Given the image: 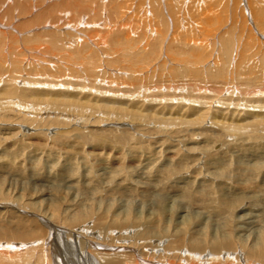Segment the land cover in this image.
<instances>
[{
  "label": "rangeland",
  "instance_id": "374dc122",
  "mask_svg": "<svg viewBox=\"0 0 264 264\" xmlns=\"http://www.w3.org/2000/svg\"><path fill=\"white\" fill-rule=\"evenodd\" d=\"M60 1L65 2L70 0H60ZM85 1L86 0H78L80 4H84ZM51 2L56 3L57 1L56 2L55 0L48 1V3ZM102 2L103 5L112 2L110 5L114 3L115 4L113 5V7L115 6L114 8H116L117 6L119 8H123V11L127 9L130 12L128 14L131 16L130 22L128 19L127 21H124L125 23L124 22L118 23V21L115 19L114 22L112 18L113 16L112 17L110 16V18H108L106 16L107 15L106 9L104 10V7H102L101 10H97V13H99L97 14L98 16L97 15L93 16L96 13L95 10L93 11V13L94 12L95 13L94 14L92 13L91 16H89V14H87L85 11H84L85 13L82 14L71 13L69 15L71 17L70 23L72 24L77 23L76 20L80 19V17H83L84 23L80 25H78L77 23L76 26L72 25V27L70 28L68 27L69 29H64L65 26H62L63 28L61 29L62 32L65 33V35L63 34L65 38L68 37L67 35L69 34L79 35L78 38L76 37V35L74 36L76 42L73 43L75 45L78 44L77 42L78 39L80 40V43L81 42H84V44L87 43V38L90 37V34L91 36L94 37L93 39L92 37H90L91 42L93 40L94 43L93 42L92 43L94 45H97L96 44L97 42L98 45L107 44L105 48L108 49V51L105 52L103 51L102 48L98 47L97 45L98 47L97 49L100 51L102 50L103 54L100 55L99 60L96 62L98 64H95L97 65V67H95L93 70L90 69V72H85L80 65H76L72 62L67 63L65 61L60 60L59 64H57L59 66L58 71L54 70L55 67L52 68L53 70L52 69L49 70L50 68L49 67L48 69L45 68L46 71L44 70V72L41 73L40 72L41 67H37V70L36 68L34 69V66L37 63L34 62L32 64V63H26L24 61L23 64L19 66L21 70L20 71L18 70L21 77L19 79L20 82L16 80L17 83L15 84L17 85L11 86L9 83H7L5 86L6 82H1V81H3V78L8 79L7 77H10V75L13 72L9 74L8 66H6L7 68L5 69L4 68L5 62L0 60V72L5 71L4 72L5 74L0 77V79H2L0 81V101L3 100L2 105L0 104V215H4V218L17 217L15 218V220H17V224H21L24 226L28 225L29 228L26 229V231H29L32 234L37 231L36 227L41 229L40 231L46 233L47 236L45 240L42 242L43 246L40 245V247L42 249L44 248L45 250L51 247L52 245H54V251H53L54 264H92L93 262L90 259L98 261L97 263H93V264H105V261L101 260L100 258L96 257L95 259L94 258L95 255H90L89 257L86 258L82 257L80 255V250L78 248L79 246L77 242H75L76 240L71 241L70 238L73 239L71 236L70 238H68L69 236H67L66 233L64 234L62 233L64 232L63 228L68 227L64 224L63 212L66 209L70 210L75 208V206L78 205L79 202L80 204L78 206L80 210L86 209L87 208L86 205L90 204L89 205L90 207L86 209L85 212V215H87L89 218H84L85 221H83L85 222L86 226H88V229L85 233L81 232L82 236H87L86 233L89 232L91 234H94L93 237L97 242L105 241L109 245L116 244V247H118V244H120L121 247L120 248L118 247L117 249H121V250L114 252L117 255H126L127 258H130V256L127 255L128 252L126 248H123V246L127 247L126 245L130 244V242L134 238L135 233L141 234V232H143L147 237V245L149 246V244L153 242V244L150 245V249L154 251L153 255L154 257H156L155 261L160 260L162 262H167V264H182L186 260L187 263L188 259L190 258H187L188 257L187 255L189 253L184 252L187 251L184 246L187 245L189 239L191 238L193 240L199 241L200 244L199 248H201L204 252L201 253L199 256H197L199 257L200 264H217L213 260L219 262L223 260L225 261L229 260L230 262H232V264H235V262L238 264H247L249 258H247L248 260L245 259L246 249L237 248V243L239 238L243 239V245L244 247H247L246 244L244 243L245 239L247 238L248 234L253 235V230L257 229L258 227L259 229H261V233H262L261 242L257 246H255L256 247L255 249L257 251H261V250L264 251V191H262V189H264V184H261L262 181L260 180L262 178L261 176H263V172H259L257 173L258 174L257 175L256 172H251V173L248 172L247 174L246 171H243L244 175L239 173V176H237L235 175L236 172L234 170L236 168V165L234 164L233 160L231 161L229 160L224 166L215 167V168L211 166L212 162L210 161L213 159V157H211L213 152H216L217 154V152L221 149V145L225 142V140H233L237 138V136L222 137L221 135V134L234 135V132H232L233 130L228 131V129L230 130L234 128L223 126L224 128L227 129V130H223L220 127L221 124H218V129H217L212 127L211 124L212 122L215 123L214 121L215 113H218L219 115L223 114L226 117H229V119L234 122L235 120L242 121L243 118H246L248 114H261L260 117H263L264 94L261 93L254 97L246 95L245 97L237 98L236 96L233 95L232 97L231 95L228 94L227 91H225L224 93L216 97L217 100L209 99L210 96H212V94L208 90L209 85L206 76L208 75V73H211L210 69L214 64L211 61H213L214 57L223 54L222 43L227 42L228 41L226 40L227 38H229V40L232 39L231 42L233 45H235L236 43L235 41L239 39L240 35H242V39L245 36L249 37L250 35L251 36L249 38L261 37L264 39V30H262L263 27L260 25L261 15L258 16H255V14L252 15L253 12L252 9L256 10L260 5L264 6V1L263 0H102ZM3 4H4L3 9L0 10V17L3 19V21L5 20L4 21L5 25L2 26L4 27L10 26L12 30H16L17 26L10 25L11 23L9 24L6 23L7 21L6 19L11 16L8 14L7 15L3 14L7 5L5 2H3ZM71 5L75 9L83 8V7H78L74 4ZM94 6H98V3L96 2L95 4L92 5V7ZM15 7H12L11 11H14ZM130 7L131 9H129ZM35 10L37 11L39 9L36 8ZM259 10L261 11V9ZM101 12L103 13V15H101L102 14ZM13 13H12L13 14L12 21H14L15 19L14 15H17L15 12ZM128 14L126 15V17H128ZM33 16H35V14H32V17ZM114 16L117 17L116 14H114ZM251 16L253 18H251ZM29 17L30 18L28 19L26 18L25 21L32 19L31 16ZM89 17H91V19ZM248 18L250 21H247ZM149 19H151V21ZM89 20H92V22L95 21L97 23L95 24L91 23V21ZM25 21L23 19H20L18 22L16 21L17 22L16 24L18 26H25L22 24ZM145 21L146 23L148 22L147 25ZM242 22L244 25L242 24ZM19 23L21 24L19 25ZM109 23L110 25H108ZM149 23H151L155 28L160 25L158 29L160 31L159 33L161 35V40L157 39L158 36L153 35L155 33L149 31L150 29L153 28L152 25ZM115 25H117L118 27ZM122 25L124 26L122 27V30H124L125 34L124 32L121 35L120 33L116 34L115 32L118 31ZM147 26L149 29L147 28ZM242 26H244L245 30L243 29L244 31L243 34H239L241 31H239L238 29L242 28ZM258 26H260V28ZM127 27L128 29L130 27L129 30L133 29V31H129L127 29L130 35L127 33L125 29ZM245 27L249 28L248 34L245 33L247 32V29ZM107 28H109L110 31ZM50 30L51 29L48 30L45 29V31L48 32ZM113 30H114V34H113ZM166 30L167 33H165ZM24 31L27 32V30ZM87 31L89 32L88 34H86ZM22 32L23 31H21V33ZM99 32L101 34H99ZM146 32L147 34H144ZM118 34L120 36H118ZM140 34L144 35V37ZM56 35L58 36V38L59 36L63 37V35L61 34H56ZM96 35L98 37L105 36L106 38L105 42L102 40L100 41L99 40L100 38L96 37ZM108 35L113 37H108ZM114 35H116L115 38L117 39L114 38ZM124 35H126L127 37L128 36L131 37L129 41L133 40V42L139 43V44L136 43V45H140L141 40L143 39L149 40L148 35H150L151 44L149 43L146 46L147 47L146 49L141 45L140 47L134 46L133 49H135V47L137 48L134 52L138 50L140 51L141 48H144V50H146L145 51L146 54L143 55H146L148 57L147 54H150L149 56L152 57L153 55L151 48L153 47L156 48V53L160 54L159 57L161 56V58H163V60L162 59L161 60L165 61V63L163 62L164 63L163 65L159 64V66H161L162 68L157 65H156L157 67L155 66L156 68H158L156 69L157 71H155L153 75L149 74L147 76L148 79L147 77L146 78L143 77V75L145 76V74H140V76H137L139 78L137 79V82L140 80L141 77H143L142 79H144V81L147 82V83L145 82L146 84L142 79L141 81L143 82L140 81L141 83L140 82L139 83L136 82V84L134 82H131L132 84L125 83L126 82L125 80L127 81L129 80L127 78L128 75L125 76L124 75L125 73L122 70H120L119 67H117V65L113 63L114 61L112 60V58L116 55L114 54L115 53L114 51H116V49L119 48L118 45L120 44L122 45L123 42L125 43L127 41L125 40L126 38ZM204 35H205L204 37L205 39L203 38ZM230 35L232 36L230 37ZM118 37L119 38L121 37L122 39L120 38L118 40ZM154 37L156 39L155 41L157 42V45H155L156 42L154 41ZM218 37L219 39H217ZM111 38L115 39V40L112 39L114 41L112 43L111 41L109 42ZM172 38L176 39L177 42L171 40ZM193 38L194 40L203 38V40L205 41L207 40L209 42V43L206 42L207 44L206 45L204 44V46L202 45V49L200 50L201 51L200 55L202 54L204 58L205 57L209 58V60L206 59L207 61H205L208 65L209 72L205 70L207 65L205 62H203L204 63L203 65L198 66L200 73L199 72L191 73L193 79L195 78L193 77L195 74H197L200 77L201 82H199V84L201 87L198 89L195 88L198 85H195L194 87V85L192 84L193 81H189L186 83V80L189 77H186L188 75L187 72L183 71L182 69L183 65L181 64L179 65L181 68L175 65L176 63L170 59L172 57H170L169 54L166 55L165 53V46H168V49L170 50L178 51V49L183 48L182 44L186 43V41L188 40H192ZM223 39L224 41L222 42ZM218 41H221L222 43ZM10 42L11 39H8L7 37L0 39L1 45L11 46L12 43ZM108 42L110 45H108ZM75 45H73L74 48H70V50L68 51L81 50L79 49L81 47H78L77 45L75 49ZM213 46L214 47L216 46L215 50H213L214 49ZM86 47L87 50L93 49V47L90 46L89 44L88 46L86 45ZM189 47L190 45L187 44L186 45L187 50L191 49V47L190 48ZM216 48L218 50H216ZM254 48H253L254 50H249V52L247 53V57H248L247 66L249 72L245 74V77L248 79V84H253V81L264 80V59L257 61L256 56L252 57L253 52L257 50V45H255ZM147 50L148 51L150 50L149 53H147L148 52ZM93 52L98 54V52L94 51V49ZM96 56H94V58ZM37 58L40 59V61H43L40 58V56ZM143 58L146 59L145 57ZM149 58L150 57L146 59L145 61L146 63L151 59ZM50 59L56 61L55 58H50ZM52 60L49 61L52 63L53 62ZM231 62L233 61L231 60ZM29 64H31V66ZM144 69L145 68H143V70ZM95 71H97V74L96 77L94 78L93 72ZM98 72H100L99 73L100 76H97ZM26 74L28 75L30 74V75L25 76ZM36 74L38 76V79L40 80L39 82H37V84H35L36 82L34 81V79H36ZM53 78L56 79L54 80ZM203 78L205 79V81H203L204 80ZM50 80H54V81L52 82ZM25 81L29 84L25 83ZM33 82L35 83L32 84ZM159 82H163V83L161 84ZM177 82L180 85L178 87H177L178 84H173ZM141 84H143L144 86ZM234 84L236 85L235 80L234 82H232L233 87L230 84L228 85H230L233 89H235L236 86H234ZM93 85L96 87H94ZM147 85L148 86L150 85L151 87L150 86L148 87ZM171 86L173 87V89L171 88ZM4 87L6 88V90L11 89L14 92V94L24 96L25 97V99H23L24 101L22 100V98H20V101L22 100L21 101L22 103H24L25 101L27 103L29 102L39 103L38 110H34L33 108H31L33 110L31 109L27 110L24 108L23 112L24 113L28 112L27 114L14 110L15 107L12 108V104H14L12 103V101L14 100L11 99L12 97H8L5 95L6 90L3 92ZM145 88H148L149 90L152 88L151 89L152 92L150 91L151 92L150 93L149 90L148 89L145 90ZM175 90L176 92H174ZM115 91L117 92L119 91V92L117 93ZM187 91L191 92L190 95L189 92ZM206 91L210 95L207 96ZM142 94H146L145 96L143 95L144 98L142 97ZM148 95L151 98H149ZM146 96L148 98H146ZM154 96L156 99L154 98ZM189 96H191V98ZM203 96L205 98H203ZM220 97L225 102H227V104L222 103L223 100ZM200 98L201 100H199ZM202 98L205 100H202ZM182 99L183 101L185 99V101L183 102ZM195 100L199 105H197ZM68 101L69 102L73 101V103L77 105L78 108L79 106H83L84 109H88V111L91 110L90 114L93 117H89L88 115H84V114L80 116L78 114V111H76V109L73 106L63 105ZM218 101L219 103H216ZM233 103L235 104L233 105ZM258 103H260L261 105H258ZM119 104L120 105L122 104L121 107ZM211 104L213 105V107ZM216 105H218L219 108H216L217 107ZM103 106L116 108V109L119 108L121 109V111L125 113L126 111L139 113L138 115H141V117L143 118L136 115L137 118L132 119V116L131 118H129L128 115L109 112L102 114L103 116H106L104 119L100 117V115H98L101 114V108ZM71 107L73 108V110ZM205 109L208 110L206 111ZM188 110L190 111V115L188 114L189 113ZM205 111L207 113L210 111L209 113L211 114L209 116L208 113L206 117V120L208 119L207 121L208 124L205 123L202 125L198 124L194 126H184V127L178 126L179 127L178 129L186 128L185 130H180V131H168L167 129L169 128H165L163 126V121L169 122L172 120L173 121L176 120L170 123L177 124L179 121L182 120V122L184 123L186 122V120L188 119L191 120L192 118H194L197 113L202 112L201 114H203L206 113ZM151 114L154 115L152 116ZM181 116L182 118H180ZM183 118H185V120ZM209 118L210 120H212L213 118V121H210ZM17 119L20 123H18ZM53 120H55L56 122H54ZM154 120L157 121L160 120L162 121V123H154ZM203 120L204 119H199L197 122ZM15 122L17 124H15ZM234 122H230V124ZM89 123L91 124V126ZM92 124L94 126H92ZM168 127H171V129L175 128L174 126H168ZM203 129L205 130L204 135H199L197 137L194 136L195 138L192 137L191 138L192 144L185 145L187 150L190 149L189 150L190 153L185 154V156L183 155V158L177 160L176 163L174 162V160L168 159V154L166 153L167 149H169L170 151L177 150V153L179 152L178 155L184 154L185 152L183 151V146H184L183 143L185 138L188 139V134H192L193 132L197 134L200 133V131ZM211 130H215V134L217 135L219 141L221 140L220 143L218 141H215V143H218L219 145L216 146L217 150H215L214 146H211L210 143L214 140V138H211L209 142L203 144L200 141V137L202 138V136H206V137L212 136ZM256 132H257L256 134L258 135L260 134L259 136H264V127L259 128V130L257 129ZM37 134H39L38 137ZM98 139H104L106 143L98 144L97 143ZM195 141L197 145L193 144ZM258 141L260 142V140ZM236 142L237 143H235L236 144L235 149L237 150V154H247V151H244V147L246 150V146H247L246 144L248 143L241 142V140H237ZM54 143H56V145ZM137 143L138 145H136ZM242 144L244 145V147ZM94 146L95 148H93ZM238 146L239 148H237ZM258 147L259 146L257 144L256 146H253V148L251 149H253L252 151L255 152L256 150H258ZM105 149L107 154H108V150H112V152L114 150L117 151L118 153L115 152L117 156L120 155L125 160V164L119 170L121 171L120 172L121 176L124 177L125 179V184L132 193L131 199L129 198L128 201L129 203L126 201V197L124 195L119 197L122 200L115 199L116 197H118L115 196L113 200L103 201V203L90 200L88 196L81 197V195H83V193L81 194L82 190H79L78 192L80 193H77V191L71 187L69 182L66 181V178L68 176L67 172L72 170V174L74 175V180L78 181L76 183L78 186L86 184L85 179L91 178L92 181H94L92 182V184L94 185L97 184L96 185L97 187L100 186V190H103V193L106 194L107 192L105 188L106 187L110 188V186L113 187L114 183L109 184L106 187L102 183L104 179H106L107 175L105 176V172L100 170V167L103 166L98 161L99 158L95 156L96 153L102 150L105 151ZM253 152H250V154H252ZM133 153H136L138 156H141L144 164L152 163V165L147 164L146 165L147 167L153 166V168H155L156 170L162 171V169H164L171 171V174L169 175L171 180L169 182L172 181V190L167 194H165L164 200L160 201L161 205L152 195V190L150 187L149 189H147L146 186L140 183V181L137 182L138 179L137 174H135L134 171L132 172V168H131L132 166L130 167L128 165L129 158L135 159V158H131ZM105 155H106L105 152H103L104 157L109 156L111 158L113 154L111 156L110 155L105 156ZM145 157H149L148 161L145 160ZM250 157L252 159H255L256 156L250 155ZM244 161L246 162V160ZM110 168H116V166H111ZM108 170L110 173L111 170L110 169ZM61 171H63L64 173L61 174L62 173ZM254 171H256V169ZM59 174H61L62 176L60 177ZM87 174H89V177H87L88 176ZM212 174H215V176L213 177ZM224 174L227 175L228 178H226V180L224 179L222 182H218L219 184L217 185L216 182L218 180L217 175L221 176ZM16 175H21L22 177L20 178V180H23V182L20 181L19 178L16 177ZM47 177H52V178H50L49 180L45 179ZM162 177H166V176H162ZM207 186L209 188H207ZM183 192L189 193L190 198L189 199L182 198L180 194ZM260 193L261 196H259ZM84 194L87 193L85 192ZM81 198L82 200H80ZM82 204L85 206V208ZM127 205L130 208L128 212L129 215V221L127 223L128 225L119 227L115 225V223L110 222L116 216L114 214H118L120 213L119 211L126 209ZM46 210H48L49 213H53L54 215L51 217L50 220H47L49 226L47 227L44 226L41 223L40 218L37 217L35 218V221H33V225H34L33 227L35 229L33 227H30L31 221L33 219L32 213L36 214L38 211H40V213H43ZM3 212H8L9 215L7 216L3 214ZM101 213L105 214L107 218L99 220V216L102 215ZM36 219L38 222H36ZM43 219L46 221L45 218ZM93 219L94 220L98 219V220L94 221ZM255 221L259 224L257 225ZM17 224H10L6 220L0 222V264H34V263L48 264L46 257L38 259L36 261L34 257L33 259L29 258L30 260L27 259L28 262L25 260L24 255L19 257L18 259L11 258L19 253V249L16 248L7 249L4 247L9 244H19L18 243L19 240H16L13 235V232H11L12 230H14L13 226ZM95 224L97 225L96 228H95ZM133 225L134 227L137 228L136 229L131 228ZM218 225L222 228H218ZM109 226L111 227L109 228ZM89 228L91 229L95 228V229L89 230ZM56 229H59V231L62 232L59 233L58 231H56ZM3 230L8 232H2ZM220 237H224V238L227 237L226 239L229 242V247L226 244H222L221 246L218 247L211 244V241L213 239ZM47 243L48 245L46 247ZM110 247L105 249H110ZM83 250L85 251V248ZM97 250H100V248H98ZM89 251L90 250L88 248V252ZM148 254L150 255V251ZM227 254H229V256H227ZM250 261L251 264H264V262H262L260 259H251L249 260V262ZM50 264H53L52 260Z\"/></svg>",
  "mask_w": 264,
  "mask_h": 264
},
{
  "label": "bare ground",
  "instance_id": "6f19581e",
  "mask_svg": "<svg viewBox=\"0 0 264 264\" xmlns=\"http://www.w3.org/2000/svg\"><path fill=\"white\" fill-rule=\"evenodd\" d=\"M49 0H0V10L3 9V2H5L7 5H6V8L3 12L4 15H10L11 17L7 18L6 20V23H11L10 25H15L17 26V29L16 30H12V28L10 26H7V27H4L2 25H5V20L3 21V19L0 17V37H7L8 39H11V42L12 45L11 46H6V45H1L0 44V60L5 62V69L7 68L6 66H8L9 68V74L11 72H13L10 77H7L8 79H5L3 78V81H1L2 79H0L1 82H6L5 83V86L7 83H9L11 86H15L17 84V81L20 82V74H19V71L21 70V68L19 67L21 64H23V62L25 61L26 63H37L35 66H34V69L36 68L37 70V67H41L40 68V72L43 73L45 68L48 69L49 67V70L54 68L55 71H58V68L59 66L57 64H59V61H65L67 63L69 62H72L76 65H80L81 68L85 71V72H90V69L93 70L95 67H97V65L95 64H98L96 63L98 60H99V57L100 55H102V50H98L97 48L100 47L103 49V51H108V49L105 48V46L107 44H104V45H98V42L96 43L98 45H94L93 43V40L91 42V39L90 37H92V39L94 38L93 36H91L90 34V37L87 38V43L84 44V42H81L80 43V40L78 39L77 42L78 44H76L78 47H81L79 49H81L80 51H77V50H73V51H68L70 50V48H74L73 45H75L73 42H76V40L74 39V36L76 35V37L78 38L79 35L77 34H74V35H70L69 33H66V34H69L67 35L68 37H64L65 33L62 32V26H65L64 29H69L70 27H72V25H75L78 23V25L84 23L83 21V17H80V19H77V23H70L71 21V17L69 16L71 13H77V14H82V13H87L89 14V16L92 15L93 11L95 10L96 13L93 15H97L99 13H97V10H101L102 7H104V10L106 9L107 11V17L110 18V16L113 18V21L115 22V20L118 21V23L120 22H124V21H127V19L129 20L130 22V19H131V16L128 14L130 13L127 9H125V11H123V8H119L116 6V8L113 7V5H115L114 3L112 5H110L111 3H107V4H104L103 5V2L102 0H86L84 2V4H80L78 2V0H70V1H65V2H61L60 0H55L56 3H48ZM264 1V0H263ZM98 3V6H94L92 7L93 4L95 3ZM101 2V4H100ZM123 3V2H122ZM248 3V1H247ZM71 4H74L78 7H83V8H80V9H75L74 7H72ZM124 4V3H123ZM110 5V6H109ZM120 5V4H118ZM129 5V4H128ZM16 6V7H15ZM158 6V5H157ZM242 6V5H241ZM12 7H15L14 8V11H11ZM60 7V8H59ZM126 7V5H125ZM39 9V10H35V9ZM154 8V7H153ZM261 9V11L259 9ZM258 10H253L252 12V15L255 14V16H258V15H261L260 16V20H261V26L263 27L262 30H264V6L260 5L258 6ZM131 9V7L129 8ZM148 9V8H147ZM157 10V9H156ZM85 11V12H84ZM130 11H133V10H130ZM153 11V10H152ZM13 12H15L17 15H14L15 19L14 21H12V17H13ZM243 12V11H242ZM249 12V11H248ZM13 13V14H12ZM102 13V12H101ZM150 13V12H149ZM32 14H35V16L32 17ZM114 14L117 15V17L114 16ZM128 14V17H126V15ZM134 14V13H133ZM132 14V15H133ZM171 14V13H170ZM243 14V13H242ZM103 15V13L101 14ZM105 15V14H104ZM249 15V13H248ZM29 16L32 17L31 20H28V21H25L26 18H30ZM92 16V17H93ZM98 16V15H97ZM173 16H174V13H173ZM245 16V15H244ZM101 17V16H100ZM126 17V18H125ZM91 19V17H89ZM88 18V19H89ZM98 18V17H97ZM95 18V19H97ZM174 18V17H173ZM212 18V16H211ZM251 18H253L251 16ZM20 19H23L25 22H23L22 24L25 25V26H18L16 23L20 20ZM115 19V20H114ZM138 19V18H137ZM176 19V18H175ZM85 20V19H84ZM110 20V19H109ZM148 20V19H147ZM151 21V19H149ZM17 21V22H16ZM88 21V20H87ZM91 21V23H97V22H92V20H89ZM105 21V20H104ZM112 21V22H113ZM159 21V20H158ZM203 21V20H202ZM222 21V20H221ZM247 21H250L249 18L247 19ZM22 22V21H21ZM107 22V21H106ZM113 22V23H114ZM128 22V23H129ZM174 22V20H173ZM206 22V20H205ZM213 22V21H212ZM125 23V22H124ZM132 23V22H131ZM146 23V21H145ZM148 23V22H147ZM146 23V25H147ZM210 23V22H209ZM217 23V22H216ZM241 23V22H240ZM258 23V22H257ZM256 23V24H257ZM21 23H19L20 25ZM59 24V25H58ZM136 24V23H135ZM151 24V23H149ZM202 24V23H201ZM243 24V22H242ZM241 24V25H242ZM77 25V26H78ZM110 25V23L108 24ZM131 25V24H129ZM152 25V24H151ZM197 25V24H196ZM204 25V24H203ZM210 25V24H209ZM244 25V24H243ZM117 26V25H115ZM139 26V25H138ZM150 26V25H149ZM160 26V25H159ZM157 26L156 28L152 25V29H150L149 31H152L154 36H158V40H161V35H160V31L158 29ZM198 26V25H197ZM200 26V25H199ZM69 27V28H68ZM88 27H91V26H88ZM95 27V26H94ZM93 27V28H94ZM105 27V26H104ZM118 27V26H117ZM122 27H124L123 25L119 28L118 31H116L115 33H120V35L124 32V30H122ZM133 27V26H132ZM145 27V26H144ZM202 27V26H201ZM260 28V26H258ZM85 28V27H84ZM87 28V27H86ZM96 28V27H95ZM148 28V26H147ZM207 28V27H206ZM210 28V27H208ZM247 29V33L248 34V31H249V28L248 27H245ZM45 29H51L49 32L48 31H45ZM63 29V30H64ZM109 30V28H107ZM118 29V28H116ZM124 29V28H123ZM126 31L128 29L125 28ZM130 29V27H129ZM128 29V30H129ZM146 29V28H145ZM149 29V28H148ZM198 29V27H197ZM243 29H244V26H242V28H239L238 30L241 31L239 34H243ZM24 30H27L24 31ZM90 30V29H89ZM105 30V29H104ZM193 30V29H192ZM237 30V31H238ZM245 30V29H244ZM19 31V32H18ZM21 31H23L21 33ZM86 31V30H84ZM96 31V30H95ZM110 31V30H109ZM129 31H133L132 30H129ZM238 31V32H239ZM252 31V30H251ZM26 32V33H25ZM47 32H48V35H47ZM57 32V33H56ZM61 32V33H60ZM103 32V31H102ZM112 32V31H111ZM110 32V33H111ZM135 32V31H134ZM133 32V33H134ZM138 32V31H137ZM144 32V31H143ZM142 32V33H143ZM148 32V31H147ZM144 33V34H147ZM199 32V31H198ZM221 32V31H220ZM75 33V32H74ZM86 33V32H85ZM84 33V34H85ZM89 32L87 31L86 34H88ZM91 33V32H90ZM104 33V32H103ZM128 33V31H127ZM131 33V32H130ZM167 33V30L166 32ZM181 33V32H180ZM178 33V34H180ZM201 33V32H200ZM224 33V32H223ZM230 33V32H229ZM244 33V34H245ZM24 34V35H22ZM56 34H61L63 35L62 36H58ZM99 34H101L99 32ZM113 34H114V30H113ZM125 34V32H124ZM129 34V33H128ZM149 34V33H148ZM151 34V33H150ZM232 34V33H231ZM9 35V36H8ZM83 35V34H82ZM98 35V34H97ZM96 35V37H98ZM110 35V34H109ZM108 37H113V36H109ZM118 34V36H120ZM127 35V34H126ZM125 36V40H127L125 43L123 42V44L119 46L118 49H116V51H114L116 54L112 60L114 61L113 63L115 65H117V67H119L120 70H122L127 76V78L129 79L128 81L125 80L126 82L125 83H131V82H134L136 84L137 82V79H139L137 76H140V74H145V76L143 75L144 78H146L149 74L153 75L155 71H157L156 68L157 66L160 65H163L165 63V61H162L163 58H161V56L159 57L160 54L156 53V48H151L152 49V57L149 56L150 54H147L148 57H150L149 61L146 63V59H148V57L146 55H143V54H146L144 50V48H141L140 52L136 51L134 52L137 48L136 47H140L143 46L145 47V49L147 48L146 46L151 42H150V35H148L149 37V40H141V44L140 45H136L137 42H133L132 41H129L130 40V36L129 39L128 37ZM130 35V34H129ZM142 35V34H140ZM201 35V34H200ZM225 35V34H224ZM233 35V34H232ZM230 35V37L232 36ZM116 35H114V38H115ZM132 36V35H131ZM144 37V35H142ZM175 36V35H174ZM178 36V35H177ZM251 36V35H250ZM249 36V37H250ZM136 37V36H135ZM139 37V36H138ZM141 37V36H140ZM176 37V36H175ZM200 37V36H199ZM205 37V35L203 36V38ZM226 37V36H225ZM236 37V36H235ZM248 36H245L243 39H242V35L239 36V39H237V41H235V45L232 44L231 40H229V38H227L226 40H228L227 42H223L224 39L221 41H218V42H221L222 43V49H223V54H220L218 55L217 57H214L213 61H211L212 63H214L211 67V73H208V75L206 76L207 78V82H208V85H209V92H211L212 96H210L209 99H216L217 96L221 95L222 93H224L225 91L228 92L229 95H233V96H236L237 98L239 97H245L246 95L248 96H251V97H254V96H257L258 94H261L263 93L264 94V80H258V81H253V84H248V79L245 77V74L249 72L248 70V66H247V62H248V57H247V53L249 52V50H254L256 48H254L255 45H257V50H255L253 52V56H256L257 57V61L259 60H263L264 59V39L263 38H249ZM259 37V36H257ZM3 38H0V39H3ZM98 38H100L99 40L101 41H104L105 42V36L101 37L99 36ZM121 38V37H120ZM118 37V40L120 39ZM146 38V37H145ZM178 38V37H177ZM203 38L201 39H196L194 40V38L192 40H188L186 41V43L182 44L183 45V48H180L178 49V51H175V50H170L168 49V46H165V53L166 55L169 54L170 58L173 62H175L177 66H179L180 64L183 65L182 69L184 72H187V75L186 77H189L187 80H186V83L189 82V81H193V85L195 87V85H198L196 86L195 88H200V84L199 82H201L200 80V77L195 74L193 77H195L194 79L192 78L191 76V73L192 72H199V69H198V66L199 65H203L205 61H207L206 59L209 60L208 57H203L202 54L200 55L201 53V49H202V45L204 46V44L206 45L208 42L207 40H203ZM224 38V37H223ZM233 38V37H232ZM241 38V39H240ZM111 38L109 40V42L111 41L114 42L113 40L117 39H113ZM122 39V38H121ZM142 39V38H140ZM139 39V40H140ZM148 39V38H147ZM169 39V38H168ZM191 39V38H190ZM205 39V38H204ZM208 39V38H207ZM219 39V37L217 38ZM75 40V41H73ZM108 40V38H107ZM155 37H154V41H155ZM171 40L173 41H176V39L172 38ZM170 40V41H171ZM215 40V39H214ZM235 40V39H234ZM242 40V41H241ZM96 41V40H95ZM143 41V42H142ZM172 41V42H173ZM107 42V41H106ZM108 42V45H110ZM122 42V41H121ZM140 42V41H139ZM153 42V41H152ZM156 42V41H155ZM184 42V41H183ZM80 43V44H79ZM103 43V42H102ZM191 43V44H190ZM209 43V42H208ZM84 44V45H83ZM88 44L90 46L93 47L94 51H97L98 54H96L95 52H93V49L91 50H87V47L86 45L88 46ZM114 44V43H113ZM118 44V43H117ZM139 44V43H137ZM154 44V43H153ZM172 44V43H170ZM190 45L191 49H188L186 48V45ZM212 44V43H210ZM216 44V43H215ZM75 45V49H76V46ZM116 45V44H115ZM157 45V42L156 44ZM154 45V46H155ZM168 45V44H167ZM181 45V46H182ZM218 45V44H217ZM251 45V46H250ZM135 47V49H133V47ZM211 46V45H210ZM234 46V48H233ZM189 47V48H190ZM214 47V46H213ZM216 47V46H215ZM215 47L213 50H215ZM105 48V49H104ZM159 48V47H158ZM254 48V49H253ZM140 49V48H139ZM211 49V48H210ZM72 50V49H71ZM113 50V48H112ZM177 50V48H176ZM206 50V49H205ZM216 50H218L216 48ZM148 51V50H147ZM150 51V50H149ZM149 51L147 53H149ZM160 52V51H159ZM174 52V53H173ZM213 52V51H211ZM222 52V50H221ZM173 53V54H172ZM209 53V51H208ZM15 54V55H14ZM212 54V53H211ZM13 55H14V58H13ZM96 56L94 58V56ZM162 55V54H161ZM165 55V54H164ZM163 55V56H164ZM43 60V61H40V59H38L37 57H39ZM251 56V55H250ZM143 57H147L146 59H144ZM50 58H55L56 61L50 59ZM57 58V59H56ZM162 59V60H161ZM169 59V58H168ZM52 60L53 62L51 63L50 61ZM161 60V61H160ZM231 60L233 62H231ZM167 61V59H166ZM164 62V63H163ZM235 62V64H234ZM255 62V61H254ZM15 63V64H14ZM206 63V62H205ZM31 66V64H29ZM28 65V66H29ZM39 65V66H38ZM124 65V66H123ZM157 65V66H156ZM207 65V63H206ZM234 65V66H233ZM33 66V65H32ZM67 66V65H66ZM156 66V67H155ZM161 67V66H159ZM180 67V66H179ZM62 68V67H61ZM143 68H145L143 70ZM162 68V67H161ZM181 68V67H180ZM12 69V70H11ZM25 69V68H24ZM30 69V68H29ZM65 69V68H64ZM72 69V68H71ZM118 69V68H117ZM160 69V68H159ZM201 69V68H200ZM205 69V68H204ZM19 70V71H18ZM53 70V69H52ZM51 70V71H52ZM208 71V65L206 67V69ZM28 71V70H27ZM46 71V70H45ZM76 71V70H75ZM5 71H2L0 72V77L2 75H4ZM17 72V73H16ZM36 72V71H35ZM34 72V73H35ZM96 72V73H95ZM93 72V77L95 78L96 77V74H97V71ZM122 72V73H123ZM209 72V71H208ZM23 73V72H22ZM39 73V71H38ZM37 73V74H38ZM59 73V72H58ZM100 72H98V75L97 76H100L99 75ZM200 73V72H199ZM36 74V79H34V81L36 82H33L32 84H37V82H39L40 80L38 79V76ZM51 74V73H50ZM119 74V72H118ZM158 74V72H157ZM13 75V76H12ZM23 75V74H22ZM28 74H26L25 76H27ZM30 75V74H29ZM28 75V76H29ZM39 75V74H38ZM190 75V76H189ZM203 75V74H202ZM205 75V74H204ZM7 76V75H6ZM102 76V75H101ZM117 76V75H116ZM123 76V75H122ZM156 76V74H155ZM154 76V77H155ZM201 76V75H200ZM33 77V76H31ZM55 77V76H54ZM59 77V76H58ZM64 77V76H63ZM62 77V78H63ZM85 77V76H84ZM141 77L140 80L137 82L139 83L141 81V79L143 78ZM159 77V76H158ZM167 77V76H166ZM204 77V76H202ZM40 78V77H39ZM71 78V77H70ZM117 78V77H116ZM120 78V77H119ZM54 79V78H53ZM56 79V78H55ZM54 79V80H55ZM77 79V78H76ZM148 79V77H147ZM193 79V80H192ZM204 79V78H203ZM17 80V81H16ZM49 80V79H48ZM54 80H50V81H54ZM68 80V79H67ZM121 80V79H120ZM144 81V79H142ZM153 80V79H152ZM151 80V81H152ZM235 80V83L236 85L234 84V86H236L235 89H233V85H232V82H234ZM59 81V79H58ZM100 81V80H99ZM102 81V80H101ZM124 81V80H123ZM141 81V82H143ZM150 81V80H149ZM205 81V79L203 80ZM57 82V80H56ZM140 82V83H141ZM146 81H144L145 83ZM172 82V81H171ZM25 83H27L25 81ZM61 83V81H60ZM66 83V82H65ZM124 83V84H125ZM143 83V84H144ZM147 83V82H146ZM145 83V84H146ZM159 83H163V82H159ZM168 83V82H167ZM3 84V83H2ZM29 84V83H27ZM31 84V83H30ZM83 84V83H82ZM132 84V83H131ZM141 84V85H143ZM154 84V83H153ZM152 84V86H153ZM157 84V83H156ZM155 84V85H156ZM173 84H178L177 83H173ZM172 84V85H173ZM191 84V83H190ZM230 84V85H228ZM53 85V84H52ZM59 85V84H57ZM72 85V84H71ZM134 85V84H133ZM168 85V84H167ZM204 85V84H203ZM26 86V85H25ZM28 86V85H27ZM40 86V85H39ZM94 86V85H93ZM132 86V85H131ZM144 86V85H143ZM148 86V85H147ZM150 86V85H149ZM148 86V87H149ZM160 86V85H159ZM180 86L179 84L177 85V87ZM207 86V85H206ZM96 87V86H94ZM125 87V86H124ZM130 87V85H129ZM151 87V86H150ZM156 87V86H155ZM158 87V85H157ZM163 87V86H162ZM175 87V86H174ZM205 87V86H204ZM203 87V88H204ZM5 88V87H4ZM3 88V92L6 90V88L4 89ZM98 88V87H97ZM126 88V87H125ZM133 88V87H132ZM138 88V87H136ZM165 88V87H164ZM171 88L173 89V87L171 86ZM148 89V88H145V90ZM152 89V88H151ZM151 89L149 90V92L151 91ZM175 89V88H174ZM189 89V88H188ZM187 89V90H188ZM79 90V89H78ZM87 90V89H86ZM140 90V89H139ZM144 90V92H145ZM154 90V89H153ZM156 90V89H155ZM206 90V89H205ZM121 91V89H120ZM124 91V90H123ZM136 91V90H135ZM180 91V90H179ZM113 92V91H112ZM117 92V91H115ZM119 92V91H118ZM117 92V93H118ZM128 92V91H127ZM130 92V91H129ZM152 92V91H151ZM150 92V93H151ZM169 92V90H168ZM176 92V90L174 91ZM189 92V91H187ZM207 92V91H206ZM126 93V92H124ZM132 93V92H131ZM154 93V92H153ZM156 93V92H155ZM191 92H189V95H190ZM113 94V93H112ZM130 94V93H129ZM137 94V93H136ZM140 94V93H139ZM149 94V93H148ZM172 94V93H171ZM5 95L8 96V97H12L11 99L14 100L12 101V108L15 107L14 110H17L18 112H23V109H31L33 108L34 110H38V105L39 103H36V102H29L26 103H22L21 101L23 99H25L24 96H20V95H17V94H14V92L11 90V89H7L5 91ZM116 95V94H115ZM128 95V94H127ZM132 95V94H131ZM146 94H142V97L144 98V96ZM150 95V94H149ZM148 95V96H149ZM202 95V94H201ZM206 95H210L208 94V92L206 93ZM130 96V95H129ZM135 96V95H134ZM141 96V95H140ZM153 96V95H151ZM158 96V95H157ZM156 96V97H157ZM232 96V97H233ZM247 96V97H248ZM126 97V96H125ZM128 97V96H127ZM141 97V98H142ZM174 97V96H173ZM191 98V96H189ZM195 97V96H194ZM197 97V96H196ZM201 97V96H200ZM19 98V99H18ZM20 98H22V100L20 101ZM146 98H148L146 96ZM149 98H151L149 96ZM153 98V97H152ZM155 98V96H154ZM161 98V97H160ZM193 98V97H192ZM198 98V97H197ZM203 98H205L203 96ZM202 100H205L203 99ZM208 98V97H206ZM221 98V97H220ZM224 98V97H223ZM156 99V98H155ZM158 99V98H157ZM222 99V98H221ZM198 100V99H197ZM201 100V98L199 99ZM207 100V99H206ZM217 100V99H216ZM220 100V99H218ZM223 100V99H222ZM225 100H226V97H225ZM229 100V99H228ZM237 100V99H235ZM241 100V99H240ZM24 101V100H23ZM180 101V100H179ZM183 101V99H182ZM185 101V99H184ZM183 101V102H184ZM196 101V100H195ZM210 101V100H209ZM199 102V101H198ZM205 102V101H204ZM3 103V100L0 101V104L2 105ZM182 103V102H181ZM197 103V101H196ZM201 103V102H200ZM209 103V102H208ZM207 103V104H208ZM215 103V102H214ZM216 103H219L216 102ZM222 103H226L224 100L222 101ZM205 104V103H204ZM235 103H233L234 105ZM238 104V103H236ZM63 105H69V106H73L76 111H78V114L80 116H82V114L84 115H88L89 117H93L90 112L91 110L88 111V109H84L83 106H78L75 105L72 102H66L64 103ZM120 105V104H119ZM122 105V104H121ZM120 105V107H121ZM196 105V104H195ZM197 105H199L197 103ZM206 105V104H205ZM212 105V104H211ZM219 105V104H218ZM218 105H216L217 107L216 108H219ZM258 105H261L260 103H258ZM41 106V105H40ZM162 106V105H161ZM186 106V105H185ZM202 106V105H201ZM222 106V105H221ZM224 106V104H223ZM236 106V105H235ZM62 107V106H61ZM68 107V106H67ZM119 107V106H118ZM135 107V106H134ZM211 107V106H210ZM213 107V105H212ZM17 108V109H16ZM45 108V107H44ZM49 108V107H48ZM72 108V107H71ZM123 108V107H122ZM31 109V110H33ZM153 109V108H152ZM45 110V109H43ZM73 110V108H72ZM123 110V109H122ZM135 110V109H133ZM146 110V109H145ZM157 110V108H156ZM155 110V111H156ZM206 110V109H205ZM208 110V109H207ZM206 110V111H207ZM25 111V110H24ZM131 111V110H130ZM189 111V110H188ZM187 111V113H188ZM205 111V112H206ZM34 112V111H33ZM54 112V111H53ZM95 112V111H94ZM109 112H114L116 114H122V115H128L129 118H131L132 116V119H136L137 116L141 117V115H138L139 113H133L132 111L131 112H128L126 111L123 112L121 111V109L119 108H111V107H107V106H103L101 108V114H98L100 115V117L104 118L106 116H103L102 114H105V113H109ZM198 112V111H197ZM196 112V113H197ZM210 112V111H209ZM208 112V113H209ZM24 113V112H23ZM28 113V112H27ZM26 112L24 114H27ZM31 113V112H30ZM44 113V112H43ZM156 113V112H155ZM154 113V114H155ZM202 113V112H201ZM197 113L195 115L196 117V120H195V117L192 118L191 120H186V122H182L179 121L177 124H172L170 122L172 121H169V122H164L163 121V126L165 128H169L167 129L168 131H180V130H185L186 128L184 129H178L179 127H184V126H194V125H202V124H205L207 123L208 119L206 120V117H207V112L206 113ZM213 113V112H212ZM8 114V113H7ZM12 114V113H11ZM23 114V115H24ZM148 114V113H147ZM153 114V115H154ZM157 114V113H156ZM180 114V113H179ZM190 115V111L188 113ZM214 114V113H213ZM137 115V116H136ZM152 115V114H151ZM152 115V116H153ZM174 115V114H173ZM211 114L209 113V116ZM261 114H248L246 118H243L242 121L240 120H235V123L234 121L230 120L229 117H226L225 115H219L218 113H215V118H214V121L215 123L212 122L211 126L214 127V128H217L218 129V124H221L220 127L223 129V130H227L226 128H224L223 126L225 127H230V128H234V129H228V131H231L233 130L232 132H234V135H229V134H221L222 137L223 136H229V137H232V136H237L236 139H233V140H225V142L221 145V149L217 152H213V154L211 155V157H213V159L210 161L212 162L211 163V166H213L214 168L215 167H220V166H224L229 160H233L234 164L236 165V168H235V175L239 176V173H241L242 175H244L243 171H246V173L248 174V172H256L259 173V172H263V176H261L262 178L260 179L262 182L261 184H264V136H259L258 134H256L257 132V129L259 130V128L261 127H264V115L263 117H260ZM18 116V115H17ZM158 116V115H157ZM178 116V115H176ZM180 116V115H179ZM214 116V115H212ZM36 117V116H35ZM57 117V116H56ZM187 117V116H186ZM193 117V116H192ZM22 118V117H21ZM27 118V117H25ZM61 118V117H60ZM143 118V117H141ZM150 118V117H149ZM182 118V116L180 117ZM189 118V117H188ZM211 118V117H210ZM209 118V120H210ZM217 118V119H216ZM23 119V118H22ZM131 119V120H132ZM160 119V118H159ZM185 120V118H183ZM187 119V118H186ZM199 119H204L203 121H199L197 122ZM21 120V119H20ZM25 120V119H24ZM56 120V119H55ZM55 120H53L54 122H56ZM86 120V119H85ZM107 120V119H106ZM141 120V119H140ZM151 120V119H150ZM18 121V119H17ZM16 121V122H17ZM176 121V120H174ZM173 121V122H174ZM210 121H213V118L212 120ZM15 122V124H17ZM25 122V121H24ZM31 122V121H30ZM87 122V121H86ZM230 122H234L232 124H230ZM18 123H20L18 121ZM22 123V122H21ZM33 123V121H32ZM154 123H162V121L160 120H154ZM225 123V124H224ZM228 123V124H227ZM31 124V123H30ZM38 124V123H37ZM55 124V123H54ZM57 124V123H56ZM62 124V123H61ZM86 124V123H85ZM90 124V123H89ZM88 124V125H89ZM208 124V123H207ZM224 124V125H223ZM19 125V124H18ZM24 125V124H23ZM25 126V125H24ZM31 126V125H30ZM60 126H63V125H60ZM59 126V127H60ZM85 126V125H84ZM91 126V124H90ZM92 126H94L92 124ZM168 126H174L175 128H172L171 127H168ZM179 126V127H178ZM210 126V125H209ZM32 127V126H31ZM36 127V126H34ZM41 127V126H40ZM154 127V126H153ZM156 127V126H155ZM42 128V127H41ZM40 128V129H41ZM30 129V128H29ZM39 129V131H40ZM83 129V128H82ZM106 132V131H105ZM161 132V131H160ZM212 132V136H202V138L200 137V141L201 143H206V142H209V140H211V138H214V140L211 143V146H214L215 150L216 149V146H219L218 143H215V141H219L217 135L215 134V130H211ZM40 133V132H39ZM104 133V132H103ZM192 133V132H191ZM19 134V133H18ZM59 134V133H58ZM205 134V130H201L200 133H192V134H188V139L185 138L184 140V146H183V151L185 152L184 154L182 155H178L177 153V150L176 151H170L169 149H167L166 153L168 154V159H172L174 160V162L176 163L177 160H180L183 158V155L185 156V154H188L190 153V149L187 150L186 149V146L185 145H190L192 144V137L194 136H199V135H204ZM30 135V134H29ZM32 135V134H31ZM36 135V134H35ZM39 136V134H37V137ZM27 137V136H26ZM28 138V137H27ZM195 138V137H194ZM26 139V138H24ZM223 139V138H221ZM28 140V139H27ZM26 140V142H27ZM237 140H241V142H244V143H248L246 144V150H245V147H244V151H247V154H237V150L235 149V143H237L236 141ZM260 140V142L258 141ZM191 141V142H189ZM186 142V144H185ZM29 143V142H28ZM97 143L98 144H104L106 143V141L104 139H98L97 140ZM56 145V143H54ZM195 145H197L196 141L193 143ZM258 144V150H254L255 152H253L251 148H253V146H256ZM34 145V144H33ZM138 145V143L136 144ZM238 145V144H237ZM241 145V144H240ZM58 146V145H57ZM95 148V146L93 147ZM239 148V146L237 147ZM250 148V149H248ZM104 150V149H103ZM100 151L98 153L95 154V156H97V158H99V162L101 163V165L103 167H100V170H102L103 172H105V176H106V179H104V181L102 182L105 187L109 184H112L114 183L113 187L110 186V188L106 187V194L103 193V190H100V186H96L94 184H92V179L91 178H88V179H85V182L86 184H83L81 186H78L76 183L78 181L74 180V175L72 174V170L70 171H65L67 172L68 176L66 178V181L69 182V184L71 185L72 188H74L77 193H80L78 192L79 190H82L81 191V194L83 193V195H81V197H87L90 199V200H93V201H97V202H102L103 201H109V200H113V198L115 196H118L116 197L115 199H118V200H122L121 197L122 195H124L126 197V201L128 202L129 201V198L131 199V192L129 190V188L127 187V185L125 184V179L124 177L121 176V171L119 170L120 168H122V166L125 164V160L123 159L122 156H117L116 153H118L117 151H113L112 150H108V154L106 152V149L105 151ZM118 150V149H117ZM172 150V149H171ZM33 152V151H32ZM103 152H105L106 155H112V157L110 158L109 156H106L104 157L103 156ZM116 152V153H115ZM158 152H159V149H158ZM239 152V151H238ZM250 152H253L252 154H250ZM207 154V153H206ZM204 155V154H203ZM250 155H255V159H252L250 157ZM205 156V155H204ZM207 156V155H206ZM131 158H135V159H130L129 158V162H128V165L132 168V172L134 171L135 174H137V182L140 181L141 184H143L144 186H146L147 189H149V187L151 188L152 190V195L156 198L157 202L160 204L161 200H164V197H165V194H167L168 192H170L172 190V181L169 182L171 179L169 177V175L171 174V171H168V170H164L162 169V171L160 170H156L155 168L152 167H147L146 165L149 164V165H152V163H146L144 164L143 163V159L141 158V156H138L136 153H133L132 157ZM147 158V159H146ZM148 158L149 157H145V160L148 161ZM177 158V159H176ZM170 160V161H172ZM246 160V162L244 161ZM167 161V160H166ZM150 162V161H149ZM168 163V162H167ZM169 164V163H168ZM134 165V166H133ZM111 166H116V168H110ZM126 166V165H125ZM126 168V167H125ZM74 169V168H73ZM107 169V170H106ZM111 170V172L109 173V170ZM129 169V167H128ZM166 169V168H165ZM256 169V171H254ZM125 170V169H124ZM195 171V170H194ZM63 174L64 172L61 171ZM123 172V171H122ZM194 173V172H193ZM245 173V174H246ZM61 174L60 177L62 176ZM72 174V175H71ZM240 174V175H241ZM71 175V176H70ZM88 175V176H87ZM86 176L89 177V174H87ZM258 175V174H257ZM262 175V174H261ZM162 176H166V177H162ZM172 176V175H171ZM212 176L214 177L215 174H212ZM253 176V175H252ZM17 178H20L22 177L21 175H16ZM86 177V178H87ZM242 177V176H241ZM15 178V177H14ZM52 177H47L45 179H50ZM226 178H228L227 175H217V185L219 184L218 182H222L224 179L226 180ZM55 180V179H53ZM95 180V179H93ZM23 182V180H20ZM54 182V181H53ZM83 183V181H82ZM206 186V185H205ZM262 186V185H261ZM68 187V186H67ZM70 187V188H71ZM207 188H209L207 186ZM112 192H111V190ZM169 190V191H168ZM261 190V189H260ZM101 191V192H100ZM227 191V190H226ZM262 191H264V189H262ZM87 193V194H84V193ZM259 195V194H258ZM263 195V194H262ZM180 196H182V198H185V199H189L190 198V194L187 193V192H183L180 194ZM261 196V193L260 195ZM75 197V195H74ZM87 199V198H86ZM82 200V198L80 199ZM116 200V201H118ZM88 201V200H87ZM125 201V202H126ZM96 202V203H97ZM132 202V201H131ZM85 203V202H84ZM129 203V202H128ZM80 204V202L78 203V205ZM93 204V203H92ZM107 204V203H106ZM117 204V203H116ZM132 204V203H131ZM76 205L75 208L73 209H66L63 213H64V224L68 227H64V232L62 231H59V229H56V231H58L59 233L62 232L63 234L66 233L67 236H69L68 238H70V236L73 238L70 240H76L75 242H77L78 244V248L80 250V255L82 257H89L90 255H95L94 258L96 259V257L100 258L101 260L105 261V264H167V262H162L160 261H155L156 257H154L153 253L154 251H152L150 249V245L153 244V242H151L149 244V246L147 245V237L145 236V234L143 232H141V234L139 233H135L134 234V238L132 239V241L130 242L129 245H126L127 247H124L123 248H126L127 252H128V256H130V258H127L126 255H117L115 254L114 252L115 251H118V250H121V249H117L118 247L120 248L121 245L118 244V247H116V244H112V245H109L107 244L105 241H95L93 235L94 234H91V233H86L87 236H82L81 232H86L87 229H88V226H86L84 218H89L87 215H85V212H86V209H88L90 206L89 205H86L87 208L84 209V210H80L79 206ZM83 205V204H82ZM109 205V203H108ZM118 205V204H117ZM161 205V204H160ZM81 206V205H80ZM84 206V205H83ZM99 207V206H98ZM105 207V206H104ZM85 208V206H84ZM111 208V207H110ZM115 208V207H114ZM92 209V208H91ZM95 209V207H94ZM93 209V210H94ZM129 206L127 205L126 209L124 210H121L119 211L120 213L118 214H114L116 215L110 222L112 223H115V225L121 227V226H126L128 225V221H129V215H128V212H129ZM97 210V209H96ZM106 210V209H105ZM22 211V210H21ZM124 211V212H123ZM51 212V211H50ZM53 212V211H52ZM96 212V211H95ZM100 212V211H99ZM3 214L5 215H9L8 212H3ZM33 214V219L31 221V224H30V227H33V221H35V218H40V221L41 223L44 225V226H49V223L47 222V220H50L53 215V213H49L48 210L44 211L43 213H40V211H38L36 214L32 213ZM90 214V213H89ZM102 214V213H101ZM46 219V221L43 219V218ZM17 218V217H15ZM15 218L13 217H10V218H4V215H0V222L2 221H7L9 222L10 224H17V220H15ZM104 218H107V216L105 214H102L101 216H99V220H102ZM94 220V219H93ZM95 220H98V219H95ZM94 220V221H95ZM36 222L37 219H36ZM67 223V224H66ZM97 223V222H96ZM255 223L258 225L259 223H257L255 221ZM80 224V225H79ZM90 224V223H89ZM96 224H95V228H96ZM14 227V230H12L11 232H13V235L15 237L16 240H19V244H9L7 246H5L4 248H7V249H12V248H16V249H19V253L11 258L13 259H18L19 257L21 256H25V260L27 261L30 260V259H33V257L35 258V261L38 260V259H41V258H45L47 259L48 261V264L51 263V260L54 264V259H53V251H54V245H52L51 247H49L48 249H45L44 248L42 249L40 247V245H42V242L45 240L46 238V233L40 231L41 229H39L38 227H36L37 231L35 233H31L29 231H26V229L29 228V226H24V225H21V224H17ZM71 227V228H70ZM111 226H109L110 228ZM131 227V226H130ZM34 228V227H33ZM94 228V229H95ZM126 228V227H125ZM129 228V227H128ZM131 228H134L136 229L137 227H134V225L131 227ZM218 228H222L218 225ZM35 229V228H34ZM94 229H91L89 228V230H94ZM123 229V228H121ZM55 230V229H54ZM118 230V228H117ZM53 231V230H51ZM127 231V230H126ZM2 232H8V231H5L3 230ZM53 234V233H52ZM51 234V235H52ZM121 234V232H120ZM261 229H259L257 227V229H254L253 230V235H249L247 236V238L245 239V244L247 247H244L243 245V239H238V243H237V248H240V249H246L245 251V259L248 260L247 258H249V260L251 259H260L262 262H264V251L261 250V251H257L255 248V246H257L260 242H261ZM82 236V237H81ZM122 236V235H121ZM126 237V236H125ZM124 237V238H125ZM122 238V237H121ZM127 238V237H126ZM227 237H220V238H216V239H213L211 241V244H213L214 246L218 247V246H221L222 244H226L228 247H229V242L227 241L226 239ZM51 239V238H50ZM130 239V237H129ZM121 240V239H120ZM119 240V241H120ZM127 240V239H126ZM40 241V242H39ZM87 241V242H86ZM123 241V240H122ZM128 241V240H127ZM87 244H86V243ZM129 242V241H128ZM85 243V244H84ZM50 244V242H49ZM48 243L46 244V247H47ZM199 241H196V240H193V239H189V242L187 243V245H185L184 247L186 248L187 251H184L185 253H189L187 256V258H190L188 259V262L186 263V260L184 263L182 264H200V260H199V256L201 253H204L203 250L201 248H199ZM43 246V245H42ZM83 246V247H82ZM111 246V247H110ZM45 247V248H46ZM110 249H105V248H109ZM85 248V251L83 250ZM88 248H89V252H88ZM98 248H100V250H97ZM205 248V247H204ZM23 249V250H22ZM25 250V252H24ZM145 250V251H144ZM22 251V252H21ZM123 251V250H122ZM150 251V255L148 254ZM36 252V253H35ZM112 252V254H111ZM199 253V254H198ZM206 253V252H205ZM113 255V256H111ZM171 255V254H170ZM227 256H229V254H227ZM109 257V258H108ZM160 257V256H159ZM30 258V259H29ZM147 258V259H145ZM149 258V259H148ZM158 258V257H157ZM151 259V260H150ZM172 259V258H171ZM181 259V258H180ZM93 263H97L98 261H95L93 259H90ZM247 262V264H251V261ZM34 261V262H35ZM166 261V259H165ZM178 261V260H176ZM181 261V260H179ZM215 263L217 264H232V262H230L229 260H223L221 262L219 261H215L213 260ZM233 261V260H232ZM28 262V261H27ZM92 263V264H93ZM169 263V262H168ZM173 263V262H172ZM253 263V262H252ZM36 264V263H34ZM235 264H238L235 262Z\"/></svg>",
  "mask_w": 264,
  "mask_h": 264
}]
</instances>
